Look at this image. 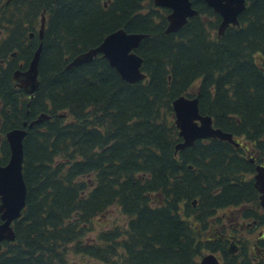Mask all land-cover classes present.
<instances>
[{"label":"trees","instance_id":"trees-1","mask_svg":"<svg viewBox=\"0 0 264 264\" xmlns=\"http://www.w3.org/2000/svg\"><path fill=\"white\" fill-rule=\"evenodd\" d=\"M191 3L198 13L165 33L168 9L153 0H0V164L9 157L5 132L27 131L25 206L0 264H198L207 251L225 264H258L251 242L232 255L207 229L231 208L264 225L250 176L264 164V0H245L238 25L221 36L210 33L220 21L212 8ZM119 28L146 36L136 48L143 80L124 81L101 54L66 68ZM40 41L39 86L29 95L12 74ZM191 91L239 146L198 139L175 149L171 103ZM112 206L124 219L93 238ZM252 245L264 251V239Z\"/></svg>","mask_w":264,"mask_h":264},{"label":"water","instance_id":"water-1","mask_svg":"<svg viewBox=\"0 0 264 264\" xmlns=\"http://www.w3.org/2000/svg\"><path fill=\"white\" fill-rule=\"evenodd\" d=\"M204 1L220 17L218 35H222L229 25H237L239 14L245 9V0ZM153 3L169 10L166 15L165 33L176 32L187 22L189 17L197 14V10L192 7L191 0H153ZM44 22L42 17L38 31L39 40L43 36ZM32 36L31 33L30 37ZM142 37L143 35L140 33H128L123 29L114 30L106 34L97 46L72 57L66 67L71 68L88 63L94 56L101 54L109 65L117 71L121 79L128 83H135L145 77L140 70L142 58L135 52ZM41 49L42 42L40 41L27 69L13 72V79L29 95L39 86L38 63ZM14 54L12 53V55ZM172 107L175 125L179 136L182 138V141L176 146L177 148L189 146L196 139L209 137L234 143L230 133L213 128L211 118L199 113L197 97L179 96L172 101ZM45 117V114H41L29 123L24 122L23 126L31 128ZM25 135L26 129L24 128H14L5 134L9 146V157L5 164H0V247L2 241L14 239L15 235L11 222L20 216L25 205L26 186L22 174L23 138ZM255 171L253 184L259 192L260 204L264 208V166L257 165ZM199 264H219V262L213 254H207Z\"/></svg>","mask_w":264,"mask_h":264},{"label":"rangeland","instance_id":"rangeland-1","mask_svg":"<svg viewBox=\"0 0 264 264\" xmlns=\"http://www.w3.org/2000/svg\"><path fill=\"white\" fill-rule=\"evenodd\" d=\"M214 32L216 33L215 30H211L210 31L211 34H214ZM193 87H195V86H193ZM245 178H249V177H246L245 176ZM218 213L220 214L221 212H218ZM219 214H216V216L217 217L220 216ZM226 215H228L229 217H231L230 210H227ZM236 216H237V211H234V213L232 215V218L230 219V222L233 223L234 225H236L238 223V221H240V220H237L236 219ZM102 219H103V221L101 222V225H96L95 228H94V230L90 233V236H92L93 238H96L97 232L99 230H101L102 227H107L108 228V227H110L111 224H114L115 222H117V224H119V222L124 219V216L118 211V209L115 206H112L103 215ZM219 223L225 229H220L221 226L218 225V224L215 227L213 225L212 227H210V229H207V232H209V235H211L212 232H215V233L216 232H220L221 233L223 231L230 232V229L228 228L229 224H228V221H227L226 218H223L221 221H219ZM246 230L247 229H244L243 227H242V229L239 228L240 234L242 236H245ZM255 236H256V233L255 234H251L250 236H248V238L251 240L252 243H254ZM238 240H237V243H239ZM247 252H248V254H251V248H250V246L247 248ZM258 256L259 255L256 253V257H258ZM77 260L78 261H85L82 257H79V256H77ZM259 261L264 264V257L263 258H260V259H257V262H259Z\"/></svg>","mask_w":264,"mask_h":264},{"label":"flooded vegetation","instance_id":"flooded-vegetation-1","mask_svg":"<svg viewBox=\"0 0 264 264\" xmlns=\"http://www.w3.org/2000/svg\"><path fill=\"white\" fill-rule=\"evenodd\" d=\"M260 209H261L262 213H264L263 212V209L262 208H260ZM234 211H237V216H236V219H237V217L239 215V210H237V209H235L233 211L230 210L231 217H229L228 215H226V212L222 213L221 216L223 218H226L227 219L228 224H229V229H233V231L235 229L237 230L238 233L234 237L235 240L241 239L243 241H249L248 236H250L251 234H255V233H256V236H255L254 239L255 240L260 239V237L264 234V225H258L257 227L254 226V224H255V219L254 218H251L249 221L242 220L240 223L238 222L236 225H234L233 223L230 222V219L232 218V215H233ZM251 214H254V213H251ZM242 227L244 229H247L245 236H242L240 234L239 228L242 229ZM251 227H254V229H252ZM231 249L234 250V251H236L238 249L243 250L244 247L242 246V247L239 248V247L231 246Z\"/></svg>","mask_w":264,"mask_h":264},{"label":"bare ground","instance_id":"bare-ground-1","mask_svg":"<svg viewBox=\"0 0 264 264\" xmlns=\"http://www.w3.org/2000/svg\"><path fill=\"white\" fill-rule=\"evenodd\" d=\"M154 6H155V5H154ZM43 18H44V17H43ZM41 20H42V18H41ZM142 35H143L142 39L146 37L144 34H142ZM142 39H141V40H142ZM70 61H71V60H70ZM68 64H69V63H68ZM68 64H67V65H68ZM66 68H67V67H66ZM71 68H72V67H71Z\"/></svg>","mask_w":264,"mask_h":264}]
</instances>
